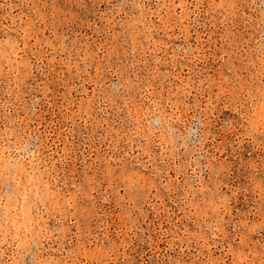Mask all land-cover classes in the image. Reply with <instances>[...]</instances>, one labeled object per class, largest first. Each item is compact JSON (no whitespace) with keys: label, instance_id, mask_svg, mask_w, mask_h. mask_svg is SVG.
<instances>
[{"label":"clouds","instance_id":"9594fccd","mask_svg":"<svg viewBox=\"0 0 264 264\" xmlns=\"http://www.w3.org/2000/svg\"><path fill=\"white\" fill-rule=\"evenodd\" d=\"M0 264H264V0H0Z\"/></svg>","mask_w":264,"mask_h":264},{"label":"rangeland","instance_id":"374dc122","mask_svg":"<svg viewBox=\"0 0 264 264\" xmlns=\"http://www.w3.org/2000/svg\"><path fill=\"white\" fill-rule=\"evenodd\" d=\"M177 11H179V10L177 9ZM161 247H162V245H161ZM145 251H147L146 247H145ZM149 254H150V253H149Z\"/></svg>","mask_w":264,"mask_h":264}]
</instances>
